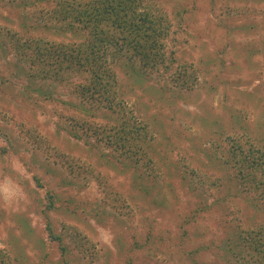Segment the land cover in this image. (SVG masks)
<instances>
[{
    "label": "rangeland",
    "instance_id": "1",
    "mask_svg": "<svg viewBox=\"0 0 264 264\" xmlns=\"http://www.w3.org/2000/svg\"><path fill=\"white\" fill-rule=\"evenodd\" d=\"M145 2L169 24L162 41L173 66L143 67L125 52L107 104L81 97L85 72L22 52L33 37L82 39L52 12L54 0H0L8 264H230L238 232L264 219L227 178L221 152L232 137L264 149V0ZM123 111L147 126L137 152L108 130Z\"/></svg>",
    "mask_w": 264,
    "mask_h": 264
},
{
    "label": "trees",
    "instance_id": "2",
    "mask_svg": "<svg viewBox=\"0 0 264 264\" xmlns=\"http://www.w3.org/2000/svg\"><path fill=\"white\" fill-rule=\"evenodd\" d=\"M52 12H56L61 21L69 19L68 25L73 29L72 32L78 31L82 39L54 44L33 37L31 41L22 43L21 50L30 59L34 57L50 64L48 60L53 58L58 65L66 63L65 67L85 72L87 75L78 86L82 98L96 95L107 104L114 102L115 97L108 95V89L115 79L112 64L120 60L125 52L137 58L143 67L163 65L168 71L173 66L174 59L166 54L162 41L168 35L169 24L145 0H54ZM81 112L85 120L92 119L85 104ZM108 130L113 132V143L125 149L129 148L125 142L131 141L136 152L143 148V132H148L147 126L128 111H123L117 123ZM221 152L227 178L235 186L243 188L250 205L264 211L262 145L252 139L232 137L226 141ZM46 197V207L52 209V194L46 191ZM242 233L238 232L236 244L228 248L232 254L229 263L264 264V219L247 225ZM50 236L60 239L59 236H53L51 231ZM0 264H8L6 254L2 251Z\"/></svg>",
    "mask_w": 264,
    "mask_h": 264
}]
</instances>
